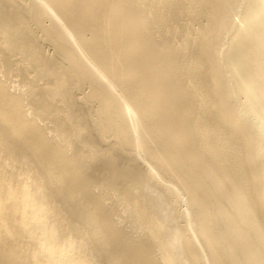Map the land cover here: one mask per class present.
Segmentation results:
<instances>
[{
  "label": "bare ground",
  "instance_id": "6f19581e",
  "mask_svg": "<svg viewBox=\"0 0 264 264\" xmlns=\"http://www.w3.org/2000/svg\"><path fill=\"white\" fill-rule=\"evenodd\" d=\"M0 264H264V0H0Z\"/></svg>",
  "mask_w": 264,
  "mask_h": 264
}]
</instances>
